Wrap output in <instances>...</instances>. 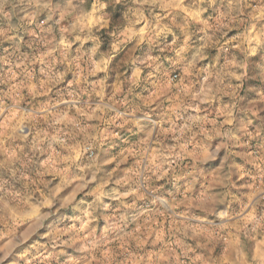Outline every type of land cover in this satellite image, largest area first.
<instances>
[{"label": "clouds", "instance_id": "clouds-1", "mask_svg": "<svg viewBox=\"0 0 264 264\" xmlns=\"http://www.w3.org/2000/svg\"><path fill=\"white\" fill-rule=\"evenodd\" d=\"M0 264H264V0H0Z\"/></svg>", "mask_w": 264, "mask_h": 264}, {"label": "rangeland", "instance_id": "rangeland-1", "mask_svg": "<svg viewBox=\"0 0 264 264\" xmlns=\"http://www.w3.org/2000/svg\"><path fill=\"white\" fill-rule=\"evenodd\" d=\"M64 191H67V189H62L60 194H63ZM33 239L34 240H39V239H41V237L38 234L37 236L33 237ZM44 239H46V237ZM29 243H31V241Z\"/></svg>", "mask_w": 264, "mask_h": 264}]
</instances>
